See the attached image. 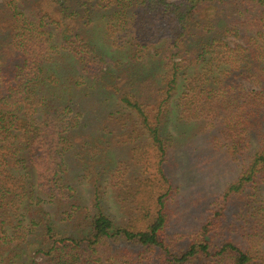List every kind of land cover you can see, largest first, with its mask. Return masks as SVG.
Masks as SVG:
<instances>
[{"label": "trees", "instance_id": "1", "mask_svg": "<svg viewBox=\"0 0 264 264\" xmlns=\"http://www.w3.org/2000/svg\"><path fill=\"white\" fill-rule=\"evenodd\" d=\"M178 149L233 170L183 242ZM0 264H264V0H0Z\"/></svg>", "mask_w": 264, "mask_h": 264}, {"label": "rangeland", "instance_id": "2", "mask_svg": "<svg viewBox=\"0 0 264 264\" xmlns=\"http://www.w3.org/2000/svg\"><path fill=\"white\" fill-rule=\"evenodd\" d=\"M181 145L182 144H180L179 147ZM121 148L123 147L114 146L113 150L110 151V155L112 153L111 156L114 157V162L120 161L121 163L126 164L131 163L130 152L127 149ZM80 152L83 157V150ZM181 155L183 154L180 152V149L176 150L174 162L172 163L171 161L168 168L171 176L175 178L176 185L171 192V199L173 202L170 204V224L168 232L172 235L173 240L176 242H183L184 239H187V234L189 232L198 228L205 216L209 214L207 212L211 205L209 202H211L217 196L216 194L221 190L220 184L222 183L223 185L228 182L233 175V170L230 171L228 165L214 166L211 169L212 172L207 173L208 175L201 174L200 168L204 166L205 160L207 159V154L203 153L202 155L193 157L190 156L188 158L187 162L194 165L196 172L191 174V176H193L192 181L184 182L185 176H187L186 171L189 170V167L187 164L185 165V162L183 164L181 163L183 159L182 157H179ZM85 157L87 158L88 155H85ZM115 164L120 166L117 163ZM131 164H133V162ZM149 172L153 173V169H150ZM80 174V177L78 178L81 186L80 195L87 196L89 192L82 188V186L87 185V179L85 178L86 175ZM209 174L211 175L209 176ZM103 197L106 198V202L108 201L110 205L111 214L118 218V212H116L117 204H114L109 199L108 194H103ZM231 213H227V218L230 221L232 220L230 219V217H232Z\"/></svg>", "mask_w": 264, "mask_h": 264}]
</instances>
